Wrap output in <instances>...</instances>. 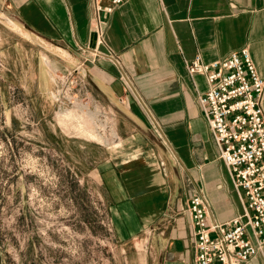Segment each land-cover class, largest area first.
<instances>
[{"label":"crops","instance_id":"0c3cea01","mask_svg":"<svg viewBox=\"0 0 264 264\" xmlns=\"http://www.w3.org/2000/svg\"><path fill=\"white\" fill-rule=\"evenodd\" d=\"M6 1L24 26L61 47L67 64L88 58L89 80L117 109L118 130L131 154L150 146L165 154L164 167L140 156L126 158L123 167L119 157L105 178L128 233L153 223L169 207L155 264H195L187 211L192 193L205 190L221 220L242 213L246 198L220 158L197 98L207 89V78L190 74L187 63L197 55L214 61L247 46L264 76V0H126L108 13L102 37L94 0ZM96 49L100 57L91 61ZM147 106L163 127L164 141L151 129ZM246 264H264V248Z\"/></svg>","mask_w":264,"mask_h":264},{"label":"rangeland","instance_id":"374dc122","mask_svg":"<svg viewBox=\"0 0 264 264\" xmlns=\"http://www.w3.org/2000/svg\"><path fill=\"white\" fill-rule=\"evenodd\" d=\"M78 62L0 0V264H155L169 207L128 233L105 177L119 157L123 167L133 156L164 167L167 157L151 146L130 153L117 109Z\"/></svg>","mask_w":264,"mask_h":264},{"label":"built area","instance_id":"2783aa9c","mask_svg":"<svg viewBox=\"0 0 264 264\" xmlns=\"http://www.w3.org/2000/svg\"><path fill=\"white\" fill-rule=\"evenodd\" d=\"M124 1L94 0L100 37L108 13ZM93 52L91 61L101 54L97 49ZM87 59L78 62L83 77L90 73ZM187 68L190 74L202 73L207 78L208 87L198 92L197 98L219 146L220 158L229 168L235 188L246 198L242 213L221 220L214 214L205 190L192 193L187 211L194 229L195 264H246L264 248V76L247 46L210 62L197 55L188 61ZM123 76L132 87V80ZM147 108L156 136L164 137L160 121ZM101 111L105 116L111 113L112 118L116 115ZM117 134L113 132L116 145L121 143Z\"/></svg>","mask_w":264,"mask_h":264}]
</instances>
